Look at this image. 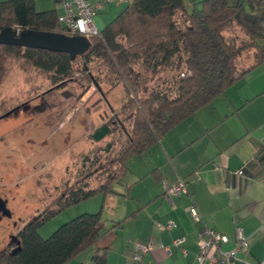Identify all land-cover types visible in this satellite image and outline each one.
<instances>
[{"label":"trees","instance_id":"obj_1","mask_svg":"<svg viewBox=\"0 0 264 264\" xmlns=\"http://www.w3.org/2000/svg\"><path fill=\"white\" fill-rule=\"evenodd\" d=\"M6 26L69 35L58 22L57 12L37 11L34 0L1 1L0 29ZM252 49L255 62L239 69L238 58ZM82 56L86 58L80 71L84 79L90 72L87 62L97 57L112 83L124 84L129 129L122 130L118 164L114 170L104 168L106 176L96 186L83 183L69 190L24 224L15 235L19 249L10 253L15 243L0 256V264H67L92 247L106 228L102 208L106 197L117 193L127 160L148 151L170 129L264 63V0H129L90 38V47ZM8 58L50 73L54 85L72 75L74 59L66 53L0 44V82ZM164 70L177 71L168 86L149 85V75ZM88 74V81L98 85L97 78ZM96 195L103 198L99 211L80 213L48 237L40 236L38 228L51 216ZM92 259L106 264L105 252H96Z\"/></svg>","mask_w":264,"mask_h":264},{"label":"crops","instance_id":"obj_2","mask_svg":"<svg viewBox=\"0 0 264 264\" xmlns=\"http://www.w3.org/2000/svg\"><path fill=\"white\" fill-rule=\"evenodd\" d=\"M62 1L34 0V5L37 11L55 10L59 14ZM88 1L103 4L94 16L100 31L129 0ZM126 166L117 193L105 199L102 236L67 264H96L92 259L96 252H105L106 264H135V241L154 245L143 255L142 264H196L197 233L206 225L228 236L226 247L234 243L235 226L242 227L250 244L249 259L261 260L264 63L170 129L148 151L131 156ZM240 169L243 174L237 173ZM180 179L185 180L187 192L167 197L165 185ZM102 200L96 195L80 202L72 215L99 211ZM191 204L199 210V219L190 214ZM168 221L173 225L166 229ZM179 237L184 239L181 247L186 249L185 255L173 244ZM158 244L168 247L169 252Z\"/></svg>","mask_w":264,"mask_h":264},{"label":"rangeland","instance_id":"obj_3","mask_svg":"<svg viewBox=\"0 0 264 264\" xmlns=\"http://www.w3.org/2000/svg\"><path fill=\"white\" fill-rule=\"evenodd\" d=\"M254 53L243 52L238 68L253 64ZM85 62V56H76L71 77L54 85L50 73L7 59L0 82V198L9 215L0 211V256L8 251L12 236L60 196L83 183L94 187L104 180V168L116 169L122 130L129 129L124 84H113L97 57L87 62L90 72L84 79L80 71ZM88 73L98 85L88 81ZM176 73L150 74L149 85L168 86ZM102 126L106 132L96 140L93 135ZM95 158L99 160L90 166ZM6 180L9 185L4 186ZM77 207L51 216L38 228L40 236L48 237L76 216L72 213Z\"/></svg>","mask_w":264,"mask_h":264},{"label":"built area","instance_id":"obj_4","mask_svg":"<svg viewBox=\"0 0 264 264\" xmlns=\"http://www.w3.org/2000/svg\"><path fill=\"white\" fill-rule=\"evenodd\" d=\"M61 6L62 13L57 14V20L69 32V35H83L89 40L98 35L99 29L94 23V16L102 9V3H91L88 0H63ZM237 173L243 174V169L238 170ZM186 192V182L183 179L165 185L167 197ZM189 212L194 219H199L200 212L194 204L189 206ZM172 225L173 223L168 221L164 227L169 229ZM259 228L264 233V220ZM183 241L184 239L179 237L173 240V244L180 247L181 253L185 255L186 249L181 247ZM228 241L229 238L226 234L208 225L203 227L196 237V264H264V257L257 261L249 259L250 244L242 227L235 226L234 243L231 247L225 246ZM158 245L169 252L168 247H163L162 244ZM153 247L152 242L140 243L135 241L133 244V262L142 264L143 255L150 252Z\"/></svg>","mask_w":264,"mask_h":264},{"label":"water","instance_id":"obj_5","mask_svg":"<svg viewBox=\"0 0 264 264\" xmlns=\"http://www.w3.org/2000/svg\"><path fill=\"white\" fill-rule=\"evenodd\" d=\"M0 44L62 52L68 54L69 58L73 60L76 56L87 52L90 47V40L83 35H68L61 32L34 29L16 31L13 27L6 26L0 29ZM105 128L106 126H102L100 130L95 131L93 136L96 140L105 134ZM0 210L5 215H9L5 201L1 198ZM11 241L17 244L10 252L15 253L19 249L16 236H12Z\"/></svg>","mask_w":264,"mask_h":264},{"label":"flooded vegetation","instance_id":"obj_6","mask_svg":"<svg viewBox=\"0 0 264 264\" xmlns=\"http://www.w3.org/2000/svg\"><path fill=\"white\" fill-rule=\"evenodd\" d=\"M12 109V108H11ZM1 211V210H0ZM2 212V211H1ZM3 213V212H2ZM15 243L14 242H12L11 241V244H10V246H9V248H8V250L10 251L12 248H13V245H14Z\"/></svg>","mask_w":264,"mask_h":264}]
</instances>
